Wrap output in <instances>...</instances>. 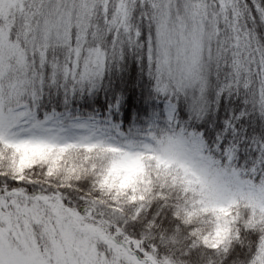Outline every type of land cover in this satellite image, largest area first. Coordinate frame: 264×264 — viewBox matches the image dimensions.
Wrapping results in <instances>:
<instances>
[{
  "label": "snow or ice",
  "instance_id": "obj_1",
  "mask_svg": "<svg viewBox=\"0 0 264 264\" xmlns=\"http://www.w3.org/2000/svg\"><path fill=\"white\" fill-rule=\"evenodd\" d=\"M0 264H264V0H0Z\"/></svg>",
  "mask_w": 264,
  "mask_h": 264
}]
</instances>
